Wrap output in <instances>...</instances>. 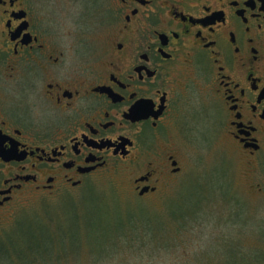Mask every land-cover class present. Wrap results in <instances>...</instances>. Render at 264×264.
Segmentation results:
<instances>
[{
  "label": "flooded vegetation",
  "instance_id": "flooded-vegetation-1",
  "mask_svg": "<svg viewBox=\"0 0 264 264\" xmlns=\"http://www.w3.org/2000/svg\"><path fill=\"white\" fill-rule=\"evenodd\" d=\"M62 3L58 27L52 0H0V227L27 196L122 167L131 194L172 193L173 217L193 219L178 177L201 118L242 158L250 199L264 200V0ZM256 247L240 264H264V239ZM13 250L18 264L58 259Z\"/></svg>",
  "mask_w": 264,
  "mask_h": 264
},
{
  "label": "rangeland",
  "instance_id": "rangeland-1",
  "mask_svg": "<svg viewBox=\"0 0 264 264\" xmlns=\"http://www.w3.org/2000/svg\"><path fill=\"white\" fill-rule=\"evenodd\" d=\"M58 27L65 24L63 0H52ZM71 16V14H70ZM193 140L178 181L182 208L193 219L173 217L176 200L156 193L143 198L128 190L122 167L76 191L53 198L27 196L0 227V264H18L15 247L26 246L21 226L33 243L58 256L39 264H240L255 255L264 239V200L252 201L244 190L242 158L221 136H213L204 118L191 124ZM193 142V146H192ZM244 183V185H243ZM200 185L197 195L187 192ZM228 184V185H222ZM225 187L223 190L215 188ZM222 191H227L222 193ZM198 201H192L195 198ZM165 201V202H164ZM180 207V206H179ZM195 227L190 231V227ZM32 258V256L27 255ZM35 264V263H34Z\"/></svg>",
  "mask_w": 264,
  "mask_h": 264
},
{
  "label": "trees",
  "instance_id": "trees-1",
  "mask_svg": "<svg viewBox=\"0 0 264 264\" xmlns=\"http://www.w3.org/2000/svg\"><path fill=\"white\" fill-rule=\"evenodd\" d=\"M20 230H22V232H24L23 237H26V238H27L26 242L24 243L26 246L40 247V246H37V245H35V244L33 243V240L35 239V236H34V235H32V234L30 233L28 236H25V235L27 234V233L25 234V232L29 230L28 227L25 228L24 226H21V227H20Z\"/></svg>",
  "mask_w": 264,
  "mask_h": 264
}]
</instances>
